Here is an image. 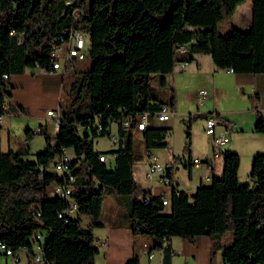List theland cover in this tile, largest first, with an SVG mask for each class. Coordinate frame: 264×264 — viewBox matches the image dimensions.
<instances>
[{"label":"trees","instance_id":"16d2710c","mask_svg":"<svg viewBox=\"0 0 264 264\" xmlns=\"http://www.w3.org/2000/svg\"><path fill=\"white\" fill-rule=\"evenodd\" d=\"M187 1L0 0V116L28 114L10 100L11 74L32 66L50 69L53 50L62 49L74 29L87 31L90 40L89 61L75 70L59 132L51 135L38 126L23 133L26 139L34 134L46 138V148L35 160L27 157L28 151H4L0 133V243L15 254L27 249L30 264L36 241L43 247L44 264H96L94 229L104 225L100 217L105 194L126 203L129 227L151 236L152 249H164L165 264H171L172 254L165 240L177 235L193 241L199 234L211 238V264H217L218 250L224 264H264V152L253 158L252 183H241L240 154L224 150L222 173L211 183L199 185L192 195L173 184L170 213L163 212L164 196H153L134 173L135 163L143 158L133 135L135 117L163 104L175 108L173 87H160L176 64L210 54L216 67L264 73V0H253L247 30L234 28L227 35L218 31V23L245 0H190L191 7ZM155 76L158 85L152 82ZM255 109V130L264 133V113ZM210 114L231 122L219 112L190 113L185 150L191 149L193 120ZM127 118L129 127L123 125ZM113 124L119 132L116 146L96 149L95 137L109 136ZM170 128L148 125L145 149L169 147ZM63 149L74 154L76 216H59L67 199L48 191L56 179L52 163ZM103 153L115 155L113 167L99 159ZM82 213L90 217L86 226L80 225ZM227 231L233 235L230 244L224 243ZM125 264L141 262L135 255Z\"/></svg>","mask_w":264,"mask_h":264},{"label":"crops","instance_id":"0c3cea01","mask_svg":"<svg viewBox=\"0 0 264 264\" xmlns=\"http://www.w3.org/2000/svg\"><path fill=\"white\" fill-rule=\"evenodd\" d=\"M79 61L73 59L69 69L50 72L39 66H32L26 68L22 73L10 75V100L16 106H24L28 110V114L13 115L6 113L1 116V146L4 151H28L27 157L35 160L36 153L46 148L47 143L44 135L40 134L44 137L43 145L34 147V137L26 139L23 133L27 128H37L38 126L45 127L51 135H56L59 132V117L70 103L68 91ZM155 78L158 77L155 76ZM165 78L167 84L173 87L177 98L175 108H173L175 114L178 113L179 108L177 100L179 101L191 88V84L189 85L187 81L197 78L205 85L191 91L190 97L195 96L197 98L198 90L206 86L214 88L215 93L210 97L212 98L213 109L207 110L219 112L231 121L227 124L222 122L216 127L217 133L227 132L230 134V140L220 147V154L216 156L214 155L215 148L211 137L207 134L203 143L199 144L195 142L192 132L191 149L187 150L186 153H184L183 147L181 152L174 150L171 157L168 151L164 150L163 160L170 181L164 182L159 176L147 178V161L145 159V180L142 184L151 189L153 196H166L170 202L173 184L179 190L192 195L199 185L211 183L215 175L222 173L223 151L226 149L239 152L241 156L238 169L239 181L245 182L241 180V177H249L247 182L252 183L250 168H252L253 158L258 152L264 151V133L257 132L254 127L255 108L264 113V73L234 72L228 68H219L215 66L210 54H195V58L191 62L176 64L174 70L166 74ZM156 81L155 79V84L158 85ZM160 89L165 88L160 87ZM221 100H227L228 103H231L230 107L223 109L220 104ZM198 101L199 104L204 103V100L198 99ZM51 109L56 112V115L47 113ZM167 122L169 121H155L153 125L171 127L170 123ZM114 125L117 135L119 133L117 124H113L111 129ZM18 129L22 131L18 132ZM133 135L134 138L141 141L143 153L145 149L143 132L136 131ZM166 140H168V136ZM114 146L116 143L107 149L100 150H108ZM155 149L157 148H153L151 153L162 163L154 152ZM181 157L185 159V162L180 161ZM194 157H198L202 161L199 164H194L192 160ZM114 163L115 155H112L109 164L113 167ZM163 212H171L170 203L165 205ZM103 222L104 225L94 229L98 246V252L95 255L96 264H125L128 258L135 255L139 257L141 264H165L163 248L153 249L154 256L152 258L144 256L143 244L148 243L151 246L152 237L134 233L129 227V221L122 223ZM164 246H168L172 252L171 264H211V238L208 234L196 235L193 241L175 235L165 240ZM3 255V251L0 250V264H30L28 250L25 248L17 251L16 258H13L12 263L9 262V256L6 255L3 258ZM215 262L224 264L221 250L216 252Z\"/></svg>","mask_w":264,"mask_h":264},{"label":"built area","instance_id":"2783aa9c","mask_svg":"<svg viewBox=\"0 0 264 264\" xmlns=\"http://www.w3.org/2000/svg\"><path fill=\"white\" fill-rule=\"evenodd\" d=\"M89 36V35H88ZM87 39L84 32L80 29H74L69 32L65 43H63V48L60 50H53L52 57H53V65L50 69H45L47 71H56V70H63L69 69L72 66L73 59H84L87 52ZM90 45V40H89ZM89 48V47H88ZM182 64H185L182 63ZM5 79H8V75H4ZM211 89L204 87L198 90L197 98L200 101H203L207 98V96L211 93ZM48 114L56 115V112L51 109L47 111ZM174 111L168 104H163L161 109L151 113V112H144L139 114L135 117L136 122L133 128V133L136 131H144L148 125H152L155 121H165L168 120ZM59 117V114H58ZM1 119V116H0ZM130 119H125L123 125L125 127H129L131 125ZM222 123L221 119H219L215 114H210L205 118V132L208 134L211 139L213 146L215 148L214 155L220 154V147L227 143L230 140L229 134L225 133H217L216 127ZM102 127H100V130ZM111 144H115L118 141V134H113L111 129ZM144 158L147 161V168H146V176L147 178L151 179L155 176H159L161 180L164 182H169L170 178L167 175V168L165 164H162L158 158L148 150L144 149ZM74 154L67 149H63L62 152L56 157L54 162L52 163L51 170L56 175V179L48 186L49 193H60V196L67 199L68 206L61 212H59V216L64 215H72V213H76L78 210V204L76 200L72 197V193L74 190V170L72 167ZM112 158L111 154H101L99 159L102 161L110 162ZM194 164H199L202 160L198 157L192 158ZM180 161H184V158H180ZM163 203L169 204V199L164 196ZM38 239L40 235L37 236ZM0 250L7 256H12L16 258V254L12 251L11 248L7 247L4 243H0ZM33 255H32V263L33 264H44V254H43V247L40 242L36 241L33 247ZM149 258L154 256V250L148 243L143 244V251ZM17 260V259H16Z\"/></svg>","mask_w":264,"mask_h":264},{"label":"rangeland","instance_id":"374dc122","mask_svg":"<svg viewBox=\"0 0 264 264\" xmlns=\"http://www.w3.org/2000/svg\"><path fill=\"white\" fill-rule=\"evenodd\" d=\"M180 3H182L184 0H177ZM189 6L191 7L192 3L190 0L187 1ZM252 13H253V0H245L241 4H239L234 12V14L226 21L220 22L217 25L218 31L221 34L227 35L229 34L234 28H238L241 30H247L250 26L251 19H252ZM86 39H87V49L86 52L89 53V36L87 31H83ZM89 59L88 57L81 59L78 63V68L85 66L88 63ZM159 76V75H157ZM155 79L159 80L160 78H152V82L155 83ZM189 85L191 84V88H189V92L185 94L181 99L177 100V106L179 103L178 113L173 115L165 121H169L167 123H170L171 128L168 133V141H169V147H158L155 149V153L158 155L159 159L162 161L163 164H165L163 157L165 154V151H168V153L173 156L174 150L181 152V149H183L186 139V133H185V125L186 123L190 122L189 116L190 113H198V112H206L211 111L213 108V102L211 101L213 94L215 93L214 88L206 86L207 88H210L212 91L207 96V98L204 100V103L199 104L198 99L194 97H190V92L197 89V87H203L205 86L203 83H201L197 78H193L192 81H187ZM193 85V86H192ZM165 89L169 88L170 86L168 84L162 86ZM192 89V90H190ZM177 99V98H176ZM221 107L229 108L231 103H228L227 100H221ZM211 110H207L210 109ZM206 117H204L205 120ZM184 119V120H183ZM221 119V118H219ZM202 116H197L193 120V126L191 128V132L194 134V140L196 143H203L204 137L207 136L204 128V121ZM222 120V119H221ZM18 132L22 131L20 129L17 130ZM112 133L116 134V126H113ZM230 135V134H229ZM34 147H39L43 145L44 137L40 134H34ZM94 146L97 149H107L108 147L112 146L111 144V136L108 135H98L94 139ZM135 143L138 146V148L142 151L143 145L141 141L137 138H135ZM165 150V151H164ZM186 153L187 150H184ZM264 152V151H263ZM239 153V152H238ZM260 153V152H258ZM246 161H245V171H246ZM244 170V169H243ZM251 170V168H250ZM145 158L143 157L141 160H138L134 165V173L137 179L142 183L145 180ZM246 176V174H245ZM249 177H241L242 183H246L249 181ZM248 179V180H247ZM127 206L126 203H120L116 197L115 194H105L103 198V204H102V213L100 219L105 222H113V223H122L128 221L129 217L127 216ZM72 216H76V213H72ZM81 220L80 224L83 226H86L89 223L90 217L87 214H81ZM233 235L231 231H227L225 237H224V243L230 244L232 242ZM144 256H147L144 254ZM6 257V255H3V258ZM9 262H13V257L9 256Z\"/></svg>","mask_w":264,"mask_h":264},{"label":"bare ground","instance_id":"6f19581e","mask_svg":"<svg viewBox=\"0 0 264 264\" xmlns=\"http://www.w3.org/2000/svg\"><path fill=\"white\" fill-rule=\"evenodd\" d=\"M51 196H60V193H50Z\"/></svg>","mask_w":264,"mask_h":264}]
</instances>
